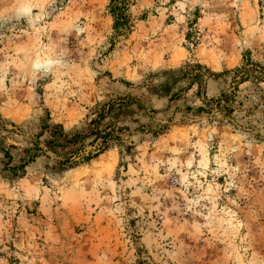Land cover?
I'll return each mask as SVG.
<instances>
[{
	"label": "rangeland",
	"instance_id": "obj_1",
	"mask_svg": "<svg viewBox=\"0 0 264 264\" xmlns=\"http://www.w3.org/2000/svg\"><path fill=\"white\" fill-rule=\"evenodd\" d=\"M110 4L0 0V264H264V0Z\"/></svg>",
	"mask_w": 264,
	"mask_h": 264
},
{
	"label": "trees",
	"instance_id": "obj_2",
	"mask_svg": "<svg viewBox=\"0 0 264 264\" xmlns=\"http://www.w3.org/2000/svg\"><path fill=\"white\" fill-rule=\"evenodd\" d=\"M110 13L114 19V28L117 31V34L127 36L131 32L132 28V20L131 16L128 13V0H110ZM247 63L250 61V58H247ZM264 69V65L262 66ZM241 70V69H238ZM247 78H242L241 82H244ZM222 96L225 98V101L228 100L229 95L225 92L222 93ZM80 133H75L72 138L71 142L77 141ZM107 146L99 147L97 152H91L88 156H83V159L87 162L90 161L92 158L97 157L101 154Z\"/></svg>",
	"mask_w": 264,
	"mask_h": 264
}]
</instances>
